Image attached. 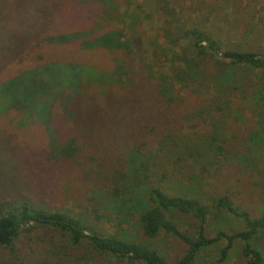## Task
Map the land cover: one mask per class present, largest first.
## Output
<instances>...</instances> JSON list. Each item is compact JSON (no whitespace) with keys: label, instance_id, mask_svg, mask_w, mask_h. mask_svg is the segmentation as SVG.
Masks as SVG:
<instances>
[{"label":"trees","instance_id":"trees-1","mask_svg":"<svg viewBox=\"0 0 264 264\" xmlns=\"http://www.w3.org/2000/svg\"><path fill=\"white\" fill-rule=\"evenodd\" d=\"M193 1L201 6L0 0L11 62L39 38L103 48L112 62L109 70L49 60L0 82V113L15 112L18 126L40 123L48 140L23 152L0 130V264H199L212 245L206 264H226L236 243L245 264H264V205L250 209L239 183L264 170V53L224 48L218 13L208 14L215 0ZM229 163L243 171L239 182L218 187L213 178ZM62 174L74 182L76 208L45 200ZM223 216L243 227L208 235L209 221ZM161 233L183 252L157 248Z\"/></svg>","mask_w":264,"mask_h":264},{"label":"rangeland","instance_id":"rangeland-1","mask_svg":"<svg viewBox=\"0 0 264 264\" xmlns=\"http://www.w3.org/2000/svg\"><path fill=\"white\" fill-rule=\"evenodd\" d=\"M184 1L192 7L195 5L201 6L199 4L201 1ZM138 3L140 4V0H138ZM213 5L214 6H212V8L210 7L209 9L211 12H208L207 9H202V12L205 15L207 12L208 14L213 12L218 13L217 16H214V19L217 28L223 29L221 45L224 48L234 45L235 48H250L252 51L264 53V0H215ZM140 10L144 11V13L149 11V6L146 1L143 2L142 9ZM190 16H192V14H190ZM220 18L225 19L224 21L226 24L224 26H222ZM241 19H245L248 22L241 25ZM148 20L145 22V26L143 24L142 29L144 31L148 30V36H153L154 33L152 30L153 28H151V24L154 25L155 19L152 17L150 18V22ZM3 21L5 22L4 19ZM1 22L2 20L0 19V24ZM59 27L60 29H65L67 26L61 21H57V23L54 25V28L58 29ZM243 30H247L248 33L244 34ZM0 33L4 35L6 33L5 29H0ZM12 55L13 52L7 51L4 39L0 36V82L5 80L6 76L14 75L15 72L20 68L24 69V66H31L56 59L79 63L84 62L95 65L99 68H106L109 70L112 69L110 52H108L106 49H85L72 44L54 45L46 42L43 39L41 40V38L32 41V43L21 52L19 55V57H22L20 59L21 61H19L20 63L11 62ZM151 55L152 53L148 51V47L146 46V50L141 56L143 62H148L151 58ZM154 69H157V67ZM153 72L155 73L156 71ZM198 97L203 98L205 95L199 94ZM5 112L6 114L4 112L0 113V130L12 133L14 135L15 143L20 148H22L23 152L25 151L24 148L27 147L42 149L46 146L48 143L47 136L40 123L31 122L30 124L18 126L15 123L17 117L15 112ZM247 115L249 119L250 113H247ZM36 157H39V154H36ZM231 165L232 163H229L228 166L224 168L223 175H221L219 178H213V183H215L218 187L224 188L240 181V190H242L240 193H244L249 196L247 205L250 209L252 208L254 211H258L259 205H264V179L261 180L259 178V174H264V170L259 167L258 171H256L257 173H254V178H247L248 181L244 180L243 182V180L238 177L243 171H237L239 167L232 168ZM246 174L247 173L244 175L247 177ZM63 176L64 175L62 174V177ZM238 178L239 181H237ZM73 183L74 182H70L64 177H56V179L50 183L47 189L49 193L45 194V200L52 205L76 208L80 199L78 197L69 195L71 192H73V190L67 188L73 187ZM208 187L209 185H203L202 188L208 189ZM29 194H34V192L31 191ZM51 194L53 196H51ZM242 225L243 224L240 220L231 216L219 217V219L215 222L211 220L209 221V227L207 228L208 235H214L215 228H222L226 231H235L242 228ZM124 226H126V224H124ZM152 243L161 251H164L167 255H172L174 257L182 253L184 249V245L179 244L171 236L164 233H161V235L155 237ZM34 244L35 243H33V245ZM212 246L206 247L203 250L202 254L200 255V259H198L199 264H206V262L214 255L215 246ZM37 254L38 253L35 252L34 255ZM226 264H245L243 258L240 256V243H236L234 245V248L230 254V258Z\"/></svg>","mask_w":264,"mask_h":264}]
</instances>
